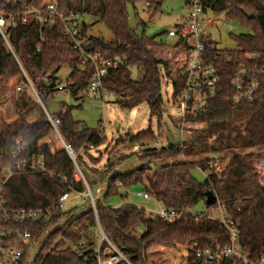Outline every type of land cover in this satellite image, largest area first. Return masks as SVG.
Wrapping results in <instances>:
<instances>
[{"label":"trees","instance_id":"trees-1","mask_svg":"<svg viewBox=\"0 0 264 264\" xmlns=\"http://www.w3.org/2000/svg\"><path fill=\"white\" fill-rule=\"evenodd\" d=\"M24 4L40 8L48 2L57 4L69 16L92 18L111 34L109 41L88 36L92 25L82 21V38L86 49L100 53L111 60L112 67L103 79V89L113 94L116 104L127 110L147 105L152 116L162 117L161 66L168 67L155 55L153 48L166 46L156 38L139 37L128 24V6L148 3L151 18L161 10L163 0H24ZM215 14L226 13L229 20L239 21L250 29L248 35L233 37L238 45L234 51H218L210 43L207 54L219 71L222 93L210 104L209 109L187 123L202 127L192 138L181 145H171L162 150L143 152L140 161L151 164L171 161L170 164L151 169L137 170L128 175H116L105 191V200L135 186L144 188L150 199L161 207L181 215L173 224L147 219L145 211L131 206L113 209L95 201L78 216L75 211L63 214L60 197L65 193L84 194L86 185L77 179V168H87L86 157L93 161L88 150L104 142L102 133L75 122L70 110L64 107L54 117L60 120L58 132L66 146L76 155L75 162L63 147L52 149L48 140L55 130L46 121L43 108L34 101L30 84L47 107L55 101L59 87L68 90L74 98H88L94 68L81 66L80 56L73 51V43L64 36L62 25L41 27L36 22L18 25L7 31V42L0 36V89L10 82L24 86L15 100L16 118L7 122L0 118V173L16 162L14 155L22 150L20 161L32 164L42 157L44 169L14 173L3 187V197L9 211L60 210V216L50 223L33 227V244L42 241L31 264H96L92 251L80 257L74 248L83 240L90 241L92 229L101 226L107 238L127 257L131 264H158L160 251L185 249L186 264H208L196 257V251L226 246L230 243L228 231L219 223L193 212L201 205L205 211L216 209L218 204L236 223L239 245L251 262L264 255V185L255 166L264 161V91L253 103H235L232 80L240 66L247 64L248 55L259 59L247 65L264 69V0H211ZM1 10L16 13L13 8L0 6ZM21 9V7H18ZM251 14V17L245 15ZM146 26L144 21L141 22ZM70 75L63 83L56 76L62 69ZM169 75V73H168ZM30 83V84H29ZM182 81L174 83L173 100L180 93ZM133 144L156 141L152 131L139 133L130 139ZM257 151V152H255ZM230 155L226 163L222 156ZM218 157L223 171L198 183L192 176L193 169L206 171L210 157ZM198 157L199 162L180 161ZM116 162L108 165L105 175L115 171ZM83 169V171H84ZM81 171V172H83ZM83 177L87 181V178ZM88 186L89 182L87 181ZM213 192L217 200L206 203L207 193ZM88 198V197H87ZM64 216L72 220L59 229L47 233ZM92 249V244H89ZM160 250V251H158ZM30 248L26 249L28 253ZM153 257V258H151ZM26 259L24 260V262ZM222 264H236L224 260Z\"/></svg>","mask_w":264,"mask_h":264},{"label":"built area","instance_id":"built-area-1","mask_svg":"<svg viewBox=\"0 0 264 264\" xmlns=\"http://www.w3.org/2000/svg\"><path fill=\"white\" fill-rule=\"evenodd\" d=\"M24 3V0H0V6L18 11L11 14L0 9V36L7 42V31L20 24L26 25L36 22L41 27H47L60 22L64 36L73 43V51L81 58V66H92L94 68L93 79L86 94L93 95L95 99H103V96L107 94L103 89V79L112 67V62L105 59L100 53L86 49L85 41L82 38L81 17L74 14L65 15L54 2L45 3L40 8H33ZM143 4L141 14L148 17L149 4ZM185 5L188 14L182 18L181 23L167 33L169 38L175 40L173 48L161 47L172 51L168 56L170 63L166 58L160 59L168 67L169 73L175 72L173 83L182 81L183 86L174 103L181 113L183 122H186L188 118H197L199 115L204 114L209 109L211 102L222 93L219 71L211 63L207 54V44L210 43L214 47L216 45V42L209 35V30L218 26V23L210 16L211 13H214L211 0H185ZM18 7H21V9H18ZM246 59L249 61L247 64H249L257 61L259 56L248 55ZM247 64L240 66L233 76L232 89L235 103H253L257 96L264 91V69L251 68ZM30 88L34 101L46 113V121L52 125L55 134L63 143L58 132L60 120L49 114L47 107L31 84ZM24 89V86H17V94ZM60 91H63V86L59 87ZM63 145L75 162L76 155L68 146H65L64 143ZM90 149H93V147ZM21 153L22 150L19 148L18 153L14 155L16 160L14 165L0 173V264H31L42 244V241L33 244L32 228L40 223L48 224L53 217H56L55 212L49 209L37 211L27 209L9 211L7 209L3 197V187L10 177L16 172L25 170L38 172L44 169L42 157L37 162L29 165L19 160ZM76 168L77 179H79L78 174L81 176L82 174L80 169ZM223 169V164L219 161V158L214 157L203 173L206 179H209L220 174ZM82 180L87 189L84 194L86 197L91 198L93 211L97 215L95 201L83 176ZM71 194L65 193L60 197L61 210L63 204L70 199ZM143 199H150L148 193L143 195ZM145 216L147 219L164 221L168 224H173L181 217L176 211L164 207H161L159 211H145ZM203 217L215 221L225 228L228 231L230 243L226 246L215 245L212 248L197 250V258L206 261L208 264H222L224 260H232L236 264H264V255L257 261L251 262L247 254L242 251L239 245V231L236 223L226 214L223 206L218 204L216 209L204 211L197 219ZM97 228L102 237L100 244L95 246L91 240H83L75 244L74 248L78 251L79 256L84 257L86 253L92 251V257L96 264H131L123 252L107 238L99 223H97ZM56 229H59L57 225L53 226L47 233L49 234V232ZM89 244H92V249H89ZM28 248H30V251L27 253L26 249Z\"/></svg>","mask_w":264,"mask_h":264},{"label":"rangeland","instance_id":"rangeland-1","mask_svg":"<svg viewBox=\"0 0 264 264\" xmlns=\"http://www.w3.org/2000/svg\"><path fill=\"white\" fill-rule=\"evenodd\" d=\"M143 6V3H137L134 7L128 6L129 27L139 37L156 38L157 41H163L167 44L166 47L173 48L175 40L169 38L167 33L181 23L182 18L188 14L185 0H163L161 10L146 23V26L141 23L147 18L141 14ZM210 16L218 23V26L211 28L209 35L216 42L215 48L220 51L237 50L238 45L233 40V37H240L250 33V29L243 26L239 21L229 20L226 13H211ZM81 20L88 25H92L88 36L100 37L106 41L112 39V34L103 25L96 23L94 19L86 17L81 18ZM153 51L158 59L166 58L168 63H170L168 56L172 53L171 50L156 47L153 48ZM168 73L169 71H165L161 66L162 117L152 116L147 105H142L133 110L122 109L116 104L115 96L109 93L105 94L103 99H95L93 95L83 99L74 98L68 90L60 91L55 96L56 102L63 104L66 109L70 110L75 122L82 123L92 131L102 133L105 138V142L100 147L88 150V154L93 161L87 158L84 152H81L87 168H83L84 171L83 169L80 171L84 172V176L89 182V191L94 201H101L105 206L113 209H120L124 206H131L145 211H159L161 209V206L155 200L143 199L145 191L141 186H135L128 190L122 189L118 196L109 200H105L104 197L109 182L116 175H128L137 170H146L148 168L151 169V172H154L159 167L171 163V161H160L150 165L144 164L140 161L143 152L147 150H162L171 145H181L192 138L195 130L202 129L199 125L181 120V113L173 100L175 72L169 73V75ZM69 75V69H62L56 76L57 83H63ZM6 86L7 84L0 89V94L5 91ZM11 90L13 93H17L16 88H11ZM6 103L7 98L0 100L1 107H5ZM6 113L7 118L1 115L0 118L7 122L13 121V118L9 120V117L13 115V110L10 108ZM146 131H152L156 137L155 142L148 144L131 143L130 139ZM48 143L52 149L60 150L64 147L56 134L48 140ZM209 157L210 159L214 158L213 156ZM229 157L230 155L222 156V163H226ZM199 160L201 158L193 157L180 161L199 162ZM115 161H117L115 171L104 176L108 165L115 163ZM255 166L259 172L260 181L264 185V161L256 162ZM83 172H81L82 176ZM191 172L198 183L202 184L205 182L206 177L200 169H193ZM78 176L79 179H82L80 174ZM90 201L91 198H87L85 194L72 193L70 199L63 204V214L75 211L74 216H78L90 207ZM204 211L205 207L201 205L193 214H201ZM72 218L64 216L57 226L67 225ZM101 238L98 228L91 230L90 240L95 246L100 244ZM160 253L158 264H186L188 253L186 249L185 252L184 249L180 248L164 250L160 251Z\"/></svg>","mask_w":264,"mask_h":264},{"label":"crops","instance_id":"crops-1","mask_svg":"<svg viewBox=\"0 0 264 264\" xmlns=\"http://www.w3.org/2000/svg\"><path fill=\"white\" fill-rule=\"evenodd\" d=\"M17 84H18V82H10V84H7V86H6L7 88H5V91L2 94H0V100L7 98V103L5 104V107H1L0 106V115L5 117V118H7L6 117V114H7L6 112H8L10 108L13 110V115L11 117H9V120L12 119V118L15 119L16 118V114H17L15 112L14 105H15V100H16L18 94L15 91H14L15 93H13L12 90H11V88H13V89L16 88ZM8 86H9V88H8Z\"/></svg>","mask_w":264,"mask_h":264},{"label":"water","instance_id":"water-1","mask_svg":"<svg viewBox=\"0 0 264 264\" xmlns=\"http://www.w3.org/2000/svg\"><path fill=\"white\" fill-rule=\"evenodd\" d=\"M245 15H247L248 17H251V14L248 12H245ZM150 19H151V16H148L147 18L144 19V22L147 23ZM47 109H48V112L51 116H55L58 112H60L61 110L64 109V105L61 103H58V102H51L47 106ZM206 197H207L206 203L208 205L214 204L217 200V198L213 192H208ZM59 216H60V212H57L56 217L58 218Z\"/></svg>","mask_w":264,"mask_h":264}]
</instances>
